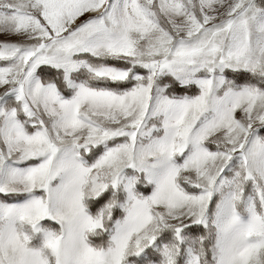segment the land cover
Wrapping results in <instances>:
<instances>
[{"label": "snow or ice", "instance_id": "1", "mask_svg": "<svg viewBox=\"0 0 264 264\" xmlns=\"http://www.w3.org/2000/svg\"><path fill=\"white\" fill-rule=\"evenodd\" d=\"M0 264H264V0H0Z\"/></svg>", "mask_w": 264, "mask_h": 264}]
</instances>
